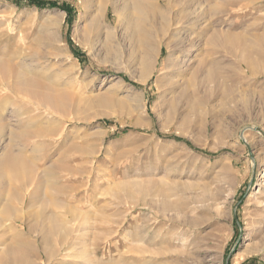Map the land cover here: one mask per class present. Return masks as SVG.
Instances as JSON below:
<instances>
[{
    "label": "rangeland",
    "instance_id": "1",
    "mask_svg": "<svg viewBox=\"0 0 264 264\" xmlns=\"http://www.w3.org/2000/svg\"><path fill=\"white\" fill-rule=\"evenodd\" d=\"M17 1L0 0L8 48L69 106L49 118L5 98L6 113L24 111L15 150L27 166L18 180L0 170V254L18 244L38 264H264V0H169L182 52L143 84L132 58L103 48L105 32L85 36L80 15L102 20L99 0ZM183 8L198 12L195 34L178 22ZM172 64L182 73L168 75ZM12 124L0 123V156Z\"/></svg>",
    "mask_w": 264,
    "mask_h": 264
},
{
    "label": "bare ground",
    "instance_id": "2",
    "mask_svg": "<svg viewBox=\"0 0 264 264\" xmlns=\"http://www.w3.org/2000/svg\"><path fill=\"white\" fill-rule=\"evenodd\" d=\"M212 1L214 0H189L188 5L189 8H195L194 6L197 4L200 7ZM94 2L95 0H83L82 4L85 9L88 10L93 7ZM159 4L165 5L159 6ZM170 4L169 0H157V3H152L151 0H99L98 9L101 12L102 20L98 17V13L94 12H90L88 15H85V13L80 15L83 21L90 20V23L87 25L90 26V28H86L85 36H88L89 32L94 33L96 36L105 32L102 45L103 48L108 53L114 54L115 57L128 55L132 58L134 65L140 68L141 75L138 77L131 72L130 76L134 80L143 84L156 70H158L160 74L165 73V64L171 63L175 53L182 52V45L181 47L177 45L173 48L171 44L172 36L168 37L167 34L171 30L170 16L173 9L171 7L172 4ZM109 8H111L112 13L115 16L114 22L107 21L106 19ZM178 15V22L183 24V29L185 31L191 33L197 32L196 29L198 24L196 25V22H198L199 19L198 12L195 10L189 12L187 11V8H183L178 12ZM1 22L0 24L2 25L3 23ZM77 30H79V26L77 27ZM213 36L211 38H214ZM167 37L168 39L166 40L165 38ZM6 38V32L0 31V42H2L3 39L6 41L4 45H2V43L0 44V123L3 129H7V127L10 128L8 125L13 123L11 121H15V124L13 123L12 125L18 126V128L9 130L10 142L6 144L5 152L0 156V170H6L4 171L6 176H12V178L18 180L22 178L27 166L25 155L20 150H15L24 133L21 128L24 126V111L18 108H13L12 113H6L9 103L5 98H7L8 94H15L18 98H22L23 96L25 99L26 97L37 105V109H43V113L49 118L57 113L67 110L69 102L65 91L52 89L50 86H47V84L46 89H43V84L39 81L40 79L38 80L36 77L30 76L27 73L28 65L23 64L20 61V52L10 51L7 45L8 40ZM113 41H115V44L112 43ZM211 41H213V39ZM163 46L167 47L169 51L168 55L164 58L165 63L159 68L157 65L159 62L158 58ZM171 67L168 75L182 73V66L172 64ZM195 79L196 76H193L191 79L185 81L186 88L181 89V96H185L190 90L195 89L197 84ZM178 83L175 84V88L173 87V91H176L177 87H180V84ZM176 103L177 101H173L171 107L174 108ZM30 104L32 103L30 102ZM51 130H55V128L52 127ZM40 132L42 131L32 130L30 128L28 134L30 138H37V136L40 135ZM243 138L246 140L245 142H247L245 135H243ZM164 205L167 207L168 203L166 202ZM20 240L21 237H18L17 241L21 242ZM17 245L12 247L10 245L9 248L2 250L0 261L14 259V264H38L37 261L34 263L29 259V254H22V250L20 251ZM42 249L43 250H36V253H38L41 258L45 254H48L45 248ZM31 254L33 256V253ZM39 256L37 257L39 258Z\"/></svg>",
    "mask_w": 264,
    "mask_h": 264
},
{
    "label": "trees",
    "instance_id": "3",
    "mask_svg": "<svg viewBox=\"0 0 264 264\" xmlns=\"http://www.w3.org/2000/svg\"><path fill=\"white\" fill-rule=\"evenodd\" d=\"M17 1V0H16ZM22 0H18L17 2H21ZM29 4L31 5H35L37 7H45L47 4L50 5V7L53 6H57L58 3L55 2H44V0H26ZM62 9L67 11V13L70 15L71 14V10H70V6L67 3L62 4ZM77 55L80 57V53L77 52Z\"/></svg>",
    "mask_w": 264,
    "mask_h": 264
},
{
    "label": "water",
    "instance_id": "4",
    "mask_svg": "<svg viewBox=\"0 0 264 264\" xmlns=\"http://www.w3.org/2000/svg\"><path fill=\"white\" fill-rule=\"evenodd\" d=\"M261 131V130H260ZM262 132V131H261Z\"/></svg>",
    "mask_w": 264,
    "mask_h": 264
}]
</instances>
